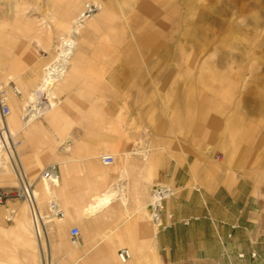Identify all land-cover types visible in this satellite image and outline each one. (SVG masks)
Instances as JSON below:
<instances>
[{
	"label": "rangeland",
	"instance_id": "obj_1",
	"mask_svg": "<svg viewBox=\"0 0 264 264\" xmlns=\"http://www.w3.org/2000/svg\"><path fill=\"white\" fill-rule=\"evenodd\" d=\"M87 3L92 13L85 11ZM81 12L99 21L70 38L61 22ZM62 38L80 47L70 63L97 66L96 118L106 135L128 137L130 131L151 152L194 161L196 187L204 167L212 186L226 177L236 199H254V226L264 229V0H0V90L11 112L16 98L27 103L35 93L46 97L37 75L56 60V70L63 68L64 56L55 48ZM166 47H173L172 54ZM10 120L11 113L5 122ZM131 153L111 154L119 160ZM0 155V189H15V158L1 148ZM102 155L99 174L106 176ZM44 169L31 176V184L54 258L40 248L28 205L16 201L15 211L0 205V264H73L66 262L71 242L53 233L57 219L43 207L53 201L43 191ZM236 199L230 200L231 212ZM68 208L62 207L67 218L73 216ZM151 218L148 211L153 223Z\"/></svg>",
	"mask_w": 264,
	"mask_h": 264
},
{
	"label": "crops",
	"instance_id": "obj_2",
	"mask_svg": "<svg viewBox=\"0 0 264 264\" xmlns=\"http://www.w3.org/2000/svg\"><path fill=\"white\" fill-rule=\"evenodd\" d=\"M91 66L79 73L70 66L67 86L57 87L58 98L52 102L43 95L27 103L21 98L12 101L11 121L16 127L12 164L18 184L33 183L31 176L41 168L57 167L58 197L48 196L53 200L48 205L42 199L43 207L57 219L53 233L64 234L66 242H71L73 229L80 231L78 245L68 243L65 248L70 255L66 262L119 264L117 254L124 248L132 251L127 264H264V229L254 226V199L252 203L236 199L226 177L213 186L207 183L205 167L203 182L196 187L194 161L181 160L176 153L151 152L140 135L130 131L128 137L106 135L96 118L97 66ZM67 123L73 126L68 128ZM130 150V158L116 159L115 165L105 166L110 173L100 176V155ZM154 186L172 192L159 225L148 219ZM104 196L111 204L102 212L91 217L80 214L90 201ZM235 199L236 210L231 212L228 206ZM15 202L6 204V211H13ZM51 204L64 218L55 217ZM67 205L72 206L68 210L73 217H65L62 207ZM45 233L48 243L46 227Z\"/></svg>",
	"mask_w": 264,
	"mask_h": 264
},
{
	"label": "bare ground",
	"instance_id": "obj_3",
	"mask_svg": "<svg viewBox=\"0 0 264 264\" xmlns=\"http://www.w3.org/2000/svg\"><path fill=\"white\" fill-rule=\"evenodd\" d=\"M84 9H85V11L88 10L87 13H92L90 3L85 4ZM144 9H145L144 7L141 8V10H144ZM98 21H99V19L97 18V16H89L88 17L86 15H83L82 12L80 15L73 13L70 17L64 19L61 22L60 27L62 29H65L66 33L68 35H70V38H71L73 35L79 34L80 31H82L83 29H87V30L91 31L93 29V27L96 25V23H98ZM60 40L61 41H58V44L56 45L55 48L57 49V51H56L57 53L60 52L64 56L63 68L60 71L56 70V68H55V65L57 64V60H56V61L52 62L51 64H48L47 66L44 67L45 69L43 70V76L37 75V78L42 81V86H41L39 91L45 90L46 96L51 102L54 101V99L58 98L57 87H55V85H59L63 81L62 85L67 86V81L70 78V73H68L69 67L70 66L73 67V70H75L76 73H79L81 69L85 68V65H82L79 62H75V63L71 62L70 63V61H69V58L73 55V52L74 51H75V53L78 52L80 50V47H78V49H76L75 43L72 40L64 39V38H62ZM162 49H164V48H162ZM165 49H167L169 51L168 52L169 54H172V52L174 50L173 47H171V48L166 47ZM96 50H95V53H96ZM156 53H158V52H156ZM1 77H3V75H0V78ZM11 78H12V75H11ZM0 96L3 100L5 99V96L2 95L1 90H0ZM36 97H37V95L35 93L32 95L31 98L36 99ZM15 113H16V111H15ZM1 117H2V114H1ZM2 120L3 121L0 120V148L5 151V153L7 154L9 159L11 160L12 159V154H11V152H12V136L15 137V128L16 127L14 126V120H12V121L10 120L9 124L7 122H5V119L3 117H2ZM0 159H1V155H0ZM1 166H0V169H1ZM0 173H2V171H0ZM43 183H44L43 184V191L45 192V194L51 198L52 197L57 198L58 194H56V192H57V188H58V182L55 184L57 186H55L54 184L48 183V182H43ZM163 194H164V192H161V195L159 197L160 199L157 200L159 204L162 200L167 198V196H165ZM110 204H111L110 199H108L107 196H104L103 199L90 201L86 206L83 207L82 212L80 214L84 215L86 217H91L95 214L102 212ZM38 209L40 212L39 204H38ZM2 212H4V210ZM78 215H79V212H78ZM41 216H42V214H41ZM21 217L24 219L25 224L28 223L27 211H24L22 213ZM69 217H73V216L71 214H68V218ZM31 218H32V216H31ZM42 219H43V225H45L46 221H44L43 216H42ZM43 229H44V227H43ZM40 232L42 235L46 234L45 229L44 230L40 229ZM44 247H46V249H49V253H48L47 257L52 262V256L54 258L52 246L47 245V243H45V246L41 245L40 248H44ZM11 260H12V258L9 259V262ZM119 264H123V263H119Z\"/></svg>",
	"mask_w": 264,
	"mask_h": 264
},
{
	"label": "built area",
	"instance_id": "obj_4",
	"mask_svg": "<svg viewBox=\"0 0 264 264\" xmlns=\"http://www.w3.org/2000/svg\"><path fill=\"white\" fill-rule=\"evenodd\" d=\"M15 93L17 95H20V92L18 90H15ZM0 109H1V114L4 119H6L11 111L10 108L6 105L4 100L0 96ZM11 154L12 159L15 157V150L12 147V152ZM100 162L103 166L106 167H111L115 165L116 163V158L112 155H103L100 158ZM40 179L42 182H48L51 184H54L58 182V169L57 167H48L46 168L40 175ZM161 192H164L163 195L167 196L164 200L158 203V199H160ZM172 196V192L169 190L163 188V187H158L155 188L153 191L152 195V201L150 204V211L149 213L151 214V219L153 220V223L155 225H159L161 223V212L163 209V203ZM22 201L26 203L30 209V213L32 216L33 224L35 227V235L36 238L39 242V244L43 245V241L46 243V237L45 235H42L40 232L43 229V219L42 216L39 212L38 209V201H37V196L35 193V186L34 184L26 182L24 180L23 183L19 184L18 187L12 190H5V189H0V205H5L10 201ZM51 209L54 212V215L56 218L62 219L64 218V214L62 211L58 210L57 207L54 204H51ZM80 238V231L78 229H73L71 232V244L72 246L78 245V239ZM132 256L129 250L127 249H122L118 253V260L120 263L127 264L131 260ZM44 264H49L44 262Z\"/></svg>",
	"mask_w": 264,
	"mask_h": 264
}]
</instances>
